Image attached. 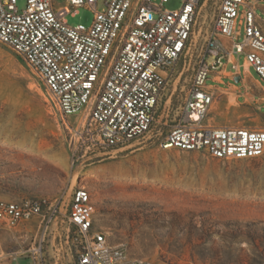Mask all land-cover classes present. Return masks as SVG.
<instances>
[{
  "label": "built area",
  "instance_id": "built-area-1",
  "mask_svg": "<svg viewBox=\"0 0 264 264\" xmlns=\"http://www.w3.org/2000/svg\"><path fill=\"white\" fill-rule=\"evenodd\" d=\"M151 0H0V44L41 79L63 118L73 164H95L147 144L199 152L218 160L264 155V128L218 125L209 118L218 97L207 82L227 65L238 73L244 58L264 84V31L256 7L264 0H182L169 11ZM94 12L90 27L66 17ZM207 27L200 44L199 32ZM196 58L193 75L174 110L169 82ZM75 118V121H71ZM0 230L21 240L0 262L32 264H150L113 243L99 225L91 192L72 190L60 200L0 199Z\"/></svg>",
  "mask_w": 264,
  "mask_h": 264
},
{
  "label": "rangeland",
  "instance_id": "rangeland-1",
  "mask_svg": "<svg viewBox=\"0 0 264 264\" xmlns=\"http://www.w3.org/2000/svg\"><path fill=\"white\" fill-rule=\"evenodd\" d=\"M17 1L18 10L24 11L27 0ZM151 1L161 4V0ZM55 2L61 6L67 0ZM181 5L182 0H169L163 7L175 11ZM66 19L71 26L90 27L94 12L81 8ZM196 31L201 44L207 27ZM195 63L196 58L180 76V62L169 82V95L176 89L174 110ZM213 83L209 78L207 84ZM223 94L210 111L212 122L264 128V99L238 105L231 98L227 106L225 100L231 94ZM253 94L264 97L262 90ZM79 186L91 192L98 223L110 240L125 244L132 257L145 258L150 264H264L263 236L237 237L223 225L264 221V155L253 160H218L204 153L147 144L103 162L73 164L63 118L45 85L0 44V199H56L67 206L72 190ZM21 242L0 230L5 253L20 249ZM8 264L32 263L23 258Z\"/></svg>",
  "mask_w": 264,
  "mask_h": 264
},
{
  "label": "crops",
  "instance_id": "crops-1",
  "mask_svg": "<svg viewBox=\"0 0 264 264\" xmlns=\"http://www.w3.org/2000/svg\"><path fill=\"white\" fill-rule=\"evenodd\" d=\"M260 11L262 13H260ZM256 17L258 24L264 31V2H261L257 5ZM233 59L240 63V71L235 73L231 70L230 66L227 65L224 70L217 72L211 77L214 83L208 86L214 89V92L219 99L218 103H220L222 100L220 96L227 92L228 94H231V97H227L225 100V104L227 106L231 98H233L238 105H246L249 102L251 105L257 104L259 100L261 98L264 99V97H259V95L253 94V92H260L261 90L264 92L263 82L258 77L254 76V71L252 69L246 70L243 64V57L236 58L233 56ZM237 77H241L240 82H242V86L237 85L239 84L236 83ZM241 98H244L243 102L240 101Z\"/></svg>",
  "mask_w": 264,
  "mask_h": 264
},
{
  "label": "trees",
  "instance_id": "trees-1",
  "mask_svg": "<svg viewBox=\"0 0 264 264\" xmlns=\"http://www.w3.org/2000/svg\"><path fill=\"white\" fill-rule=\"evenodd\" d=\"M231 233L235 236H263L264 237V221L256 222L251 221L247 223L239 221H230L227 224H223Z\"/></svg>",
  "mask_w": 264,
  "mask_h": 264
},
{
  "label": "water",
  "instance_id": "water-1",
  "mask_svg": "<svg viewBox=\"0 0 264 264\" xmlns=\"http://www.w3.org/2000/svg\"><path fill=\"white\" fill-rule=\"evenodd\" d=\"M240 81H241V77H237L236 78V83H240Z\"/></svg>",
  "mask_w": 264,
  "mask_h": 264
}]
</instances>
